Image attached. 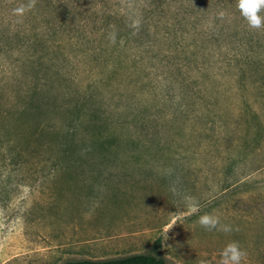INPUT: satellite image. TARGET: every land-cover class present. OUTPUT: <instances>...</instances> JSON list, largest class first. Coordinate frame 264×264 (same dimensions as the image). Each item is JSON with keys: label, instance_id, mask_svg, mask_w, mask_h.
I'll return each mask as SVG.
<instances>
[{"label": "rangeland", "instance_id": "obj_1", "mask_svg": "<svg viewBox=\"0 0 264 264\" xmlns=\"http://www.w3.org/2000/svg\"><path fill=\"white\" fill-rule=\"evenodd\" d=\"M26 2L0 0V264H219L231 241L264 264V30L235 0H37L13 15ZM204 213L233 231L199 227Z\"/></svg>", "mask_w": 264, "mask_h": 264}, {"label": "clouds", "instance_id": "obj_2", "mask_svg": "<svg viewBox=\"0 0 264 264\" xmlns=\"http://www.w3.org/2000/svg\"><path fill=\"white\" fill-rule=\"evenodd\" d=\"M36 2L37 0H27L26 3H22L12 10L13 15L23 17V15L35 8ZM235 11H237L240 17L245 21L249 30H264V0H235ZM225 16L226 13L223 10L217 13V18L219 19H224ZM140 26L141 21L139 19H133L129 24V27L133 30V34H136L139 31ZM116 36L117 33L115 30L109 32L108 40L110 43H116ZM171 191L173 194H176L175 187H172ZM185 203L187 205L188 215H193L200 211L199 203L194 197L186 196ZM175 223L176 222H173L166 229V232ZM196 225L206 231L216 230L223 233H231L233 231V228L230 225L221 222L219 216L210 213L199 215ZM219 255V264H243L247 253L240 247L238 242L231 241L220 251ZM199 264H206V261L202 259L199 261Z\"/></svg>", "mask_w": 264, "mask_h": 264}, {"label": "trees", "instance_id": "obj_3", "mask_svg": "<svg viewBox=\"0 0 264 264\" xmlns=\"http://www.w3.org/2000/svg\"><path fill=\"white\" fill-rule=\"evenodd\" d=\"M230 1V0H226ZM129 35V34H128ZM128 37V36H127ZM6 44H3L2 48ZM30 88V86H29ZM22 102L19 104L21 109H28L32 106L35 101V95L33 93L24 96L21 100ZM27 107V108H26ZM8 115V114H4ZM12 140V138H8ZM86 150L90 151V146H86ZM61 264H170L163 256L156 255L149 252H136L127 254L124 256H115L108 258H74L67 259Z\"/></svg>", "mask_w": 264, "mask_h": 264}]
</instances>
